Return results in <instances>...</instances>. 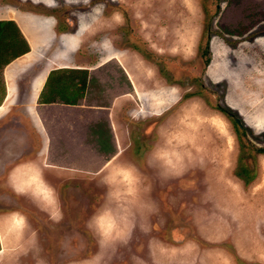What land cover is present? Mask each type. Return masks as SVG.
<instances>
[{"label": "rangeland", "instance_id": "obj_1", "mask_svg": "<svg viewBox=\"0 0 264 264\" xmlns=\"http://www.w3.org/2000/svg\"><path fill=\"white\" fill-rule=\"evenodd\" d=\"M0 15L40 43L0 108V264H264V0H0ZM58 68L87 69V100L53 109L89 135L68 142L67 175L26 182L66 162L33 96Z\"/></svg>", "mask_w": 264, "mask_h": 264}, {"label": "crops", "instance_id": "obj_2", "mask_svg": "<svg viewBox=\"0 0 264 264\" xmlns=\"http://www.w3.org/2000/svg\"><path fill=\"white\" fill-rule=\"evenodd\" d=\"M18 19H20V17H18L16 15H14V16L13 15L12 16L11 15H6V16L0 15V20H11L15 23L17 29L19 30L23 39L26 40L28 47H29L28 52L23 53V54L17 56L16 58L12 59L2 69H0V88L4 87V94L6 93V95H7L4 102H6L7 99L9 101H11L12 97L14 96V88L17 87V85H18L17 76L21 72V70L23 69L24 65L25 64L27 65L30 62V60L27 61V59H25L24 61H22V63H19V64H16V62L21 61L23 59V57L30 56L33 49L34 48L36 49V47L40 46V43L38 42L37 39L35 40L34 38H31L25 34L24 31L26 30V33H27V29L25 28V30H23L24 21L22 22L21 19L20 20H18ZM36 55L37 54H34L33 57H35ZM30 59L33 60L32 57ZM77 69H81V68H77ZM43 77H44V75H42L41 77L40 76L36 77L37 80H36L35 87L33 89L34 90L33 96L35 99L39 98V94L43 88V85H44V82H45L47 75H46L44 80H43ZM88 82L89 81L87 80V83ZM88 89H89V85L87 84L86 92H85L84 96L78 101L77 104H68V103L58 102V101L43 103V102L38 101L39 102L38 105L42 106L40 108V110L45 108L44 113H46V114L44 115V118H47V122H48L47 127H43V132H45V133L39 132V134L42 136V140H43V136H45L44 144H46V142H47V137H49V139H48L49 142H51L53 139L54 144L52 145L53 147H51V149H50V153L55 158L57 157L58 159H61V160L63 159V161H64V159H66V162L64 161V164H61L59 162L60 166H58L59 164L49 165V168H53V171H49V174H47V175H51V176H47V177H46V175H44L43 172L40 171V173L42 175V177H41L40 174L35 171V168L34 169L32 168V171L34 172V174L33 175H30V174L29 175H22L21 177L23 178V181L30 182V183L43 182V181L49 182L50 179H52L56 174H59V173L64 174V175L68 174V144H69L68 142H70V144H72V145H84L85 144L84 141L86 140V137L89 134L86 131H84L83 133H82V131H80L81 134L74 136V134H72L73 130H75V129L81 130V128H76L78 125H75L73 123L68 122L69 121L68 120V114H66L64 116H59L56 113V110L53 108H55V106H58V105L78 106L80 103H82V101L84 102L87 100ZM9 93H10V95H9ZM85 104L87 106L90 105L89 102H87ZM50 106H54V107H50ZM4 107H5V103L0 108H4ZM102 112H103V116H104L105 120H107V126L110 130V123H109L108 115L106 116L105 112L104 111H102ZM42 118H43V116H41V119ZM42 125H43V123H42ZM68 129L71 130L72 132L68 133ZM68 136H71V137H69L70 138L69 141H68ZM43 146L46 147V145H43ZM41 178H42V180H41ZM11 179L13 180L12 177H11Z\"/></svg>", "mask_w": 264, "mask_h": 264}, {"label": "trees", "instance_id": "obj_3", "mask_svg": "<svg viewBox=\"0 0 264 264\" xmlns=\"http://www.w3.org/2000/svg\"><path fill=\"white\" fill-rule=\"evenodd\" d=\"M28 51V44L23 39L15 23L11 20H0V69L12 59ZM87 84V69L58 68L51 70L47 74L38 101L77 104L78 100L84 96ZM0 94H4V87L0 88ZM2 95L0 98H2ZM222 111L226 112L225 109H222ZM257 150L264 152V148H258ZM239 172L249 178V169L246 167H242Z\"/></svg>", "mask_w": 264, "mask_h": 264}, {"label": "bare ground", "instance_id": "obj_4", "mask_svg": "<svg viewBox=\"0 0 264 264\" xmlns=\"http://www.w3.org/2000/svg\"><path fill=\"white\" fill-rule=\"evenodd\" d=\"M129 74V73H128ZM129 76H131V75H129ZM132 78V77H131ZM9 95H10V93H9ZM9 104V100L7 99V101L5 102V106H7ZM0 240H1V243H2V248L4 247V243H6V241H5V237H4V234H2L1 236H0ZM1 254V253H0Z\"/></svg>", "mask_w": 264, "mask_h": 264}, {"label": "flooded vegetation", "instance_id": "obj_5", "mask_svg": "<svg viewBox=\"0 0 264 264\" xmlns=\"http://www.w3.org/2000/svg\"><path fill=\"white\" fill-rule=\"evenodd\" d=\"M75 253H76V251H75ZM96 261H99V256H98V258H96Z\"/></svg>", "mask_w": 264, "mask_h": 264}, {"label": "water", "instance_id": "obj_6", "mask_svg": "<svg viewBox=\"0 0 264 264\" xmlns=\"http://www.w3.org/2000/svg\"><path fill=\"white\" fill-rule=\"evenodd\" d=\"M235 122L238 123V119H235Z\"/></svg>", "mask_w": 264, "mask_h": 264}]
</instances>
